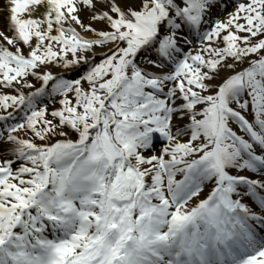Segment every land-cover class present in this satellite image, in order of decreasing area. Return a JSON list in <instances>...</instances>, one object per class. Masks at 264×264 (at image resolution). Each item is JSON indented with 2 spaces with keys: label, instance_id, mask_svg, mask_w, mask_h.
<instances>
[{
  "label": "snow or ice",
  "instance_id": "snow-or-ice-1",
  "mask_svg": "<svg viewBox=\"0 0 264 264\" xmlns=\"http://www.w3.org/2000/svg\"><path fill=\"white\" fill-rule=\"evenodd\" d=\"M0 264H264V0H0Z\"/></svg>",
  "mask_w": 264,
  "mask_h": 264
},
{
  "label": "rangeland",
  "instance_id": "rangeland-1",
  "mask_svg": "<svg viewBox=\"0 0 264 264\" xmlns=\"http://www.w3.org/2000/svg\"><path fill=\"white\" fill-rule=\"evenodd\" d=\"M201 195H203V194H201Z\"/></svg>",
  "mask_w": 264,
  "mask_h": 264
}]
</instances>
